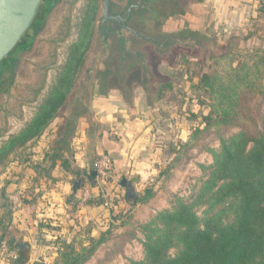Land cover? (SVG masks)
Listing matches in <instances>:
<instances>
[{"label":"crops","instance_id":"0c3cea01","mask_svg":"<svg viewBox=\"0 0 264 264\" xmlns=\"http://www.w3.org/2000/svg\"><path fill=\"white\" fill-rule=\"evenodd\" d=\"M193 7L195 20H183L185 29L230 45L233 52L237 42L249 50L264 39V6L256 0H198ZM193 106L199 111L196 119L175 112L169 121L154 116L146 98L139 95L127 101L115 94H98L92 100L91 119L82 117L75 123L73 134L63 142L64 150L55 149L56 139L64 134L61 130L45 132L29 148L31 152H24V159L12 153L0 166V242H17L19 252L21 244L27 246L19 261L5 264H56L62 261V251L80 254L110 223L115 225L112 236L83 264L143 260L142 225L169 209L173 196L187 192L191 183H200L201 166L214 163L211 150H217L219 139L211 135L214 127L205 129L202 119L209 108L200 111ZM189 142L184 156L182 146ZM103 154L113 158V169L105 180L97 177L95 185L83 179V186L91 187V197L82 206L83 187L75 190L74 185L83 175L90 176L95 160ZM169 162L174 167L164 178L160 172ZM123 177L133 181L137 197L147 185L155 195L147 203L133 205L128 215L120 214L126 217L113 219L116 202L120 208L129 207L127 189L121 185ZM17 192L21 202L13 208L15 202L10 197ZM44 220L48 223L43 226ZM122 220L128 223L122 224Z\"/></svg>","mask_w":264,"mask_h":264},{"label":"trees","instance_id":"16d2710c","mask_svg":"<svg viewBox=\"0 0 264 264\" xmlns=\"http://www.w3.org/2000/svg\"><path fill=\"white\" fill-rule=\"evenodd\" d=\"M93 18L94 13L87 20L82 38L71 49L68 63L50 97L31 122L0 148V166L16 149L41 138L51 122L59 116L89 48ZM261 50H264V46L253 53L260 55ZM259 57L250 64L241 60L238 69L233 70L236 72L233 78L227 76L218 82V78L209 71L200 79L201 88L211 102L207 103L202 97H193L191 102L200 111L209 108L207 115L202 114L205 129L232 124L240 127V131L227 140L222 139L219 151L211 150L214 163L209 166V174L202 180L191 201L175 196L169 209L159 211L142 225L145 231V257L132 264H264V132L260 129L253 107L255 96L264 91L260 89L264 81V54ZM205 89L209 91L205 92ZM191 115V118L198 117L197 113ZM64 126L66 129H61L64 134L56 139L55 149L58 150L65 149L63 144L66 142H63L75 129L71 122ZM189 144L182 146V152ZM173 165L170 163L162 169L160 175L168 178ZM143 191L133 204L126 197L127 209L120 208L116 202L112 218L126 217L120 214L128 215L133 205L147 203L155 195L150 185ZM201 205L206 206L202 215L198 212ZM115 209L120 213H115ZM226 213L232 215L228 221L223 218ZM121 222L128 223L125 220ZM47 223L48 220L42 221L43 226ZM114 227L110 223L78 255L62 251V261L56 264H83L103 241L112 236ZM12 246L18 248V243L12 241ZM20 253L24 254L23 251Z\"/></svg>","mask_w":264,"mask_h":264},{"label":"rangeland","instance_id":"374dc122","mask_svg":"<svg viewBox=\"0 0 264 264\" xmlns=\"http://www.w3.org/2000/svg\"><path fill=\"white\" fill-rule=\"evenodd\" d=\"M97 9V0L61 1L60 5L51 16L45 32L38 39L34 52L24 57L20 70L11 77L8 84L0 90V148L12 136L19 134L31 122L41 106L50 97L51 93L58 85L63 70L68 63L71 49L82 38L84 27L92 13H94L93 20L95 22ZM191 10L194 12L195 7H191ZM175 17H177V15H175ZM94 22L90 45L86 51L80 72L76 77L70 95L61 107L59 116L51 122L46 130L48 133H51V131L57 133L65 127L64 125L68 123L69 120H72L70 117L72 108L71 98L75 96L77 80L84 70L85 59L91 49ZM241 45L244 46L241 42L233 44V46L236 47L235 51L233 52L232 49L222 58H214L209 54L201 56L199 51L191 52L188 49L175 48L169 60H155L156 72L161 80L154 83L150 93L137 75L130 76L129 87L131 89L129 93L126 94L121 90L117 82H112L110 79H104V81L102 78H99L94 86L91 100L98 94H115L116 96L124 97L127 101H130L131 97L139 95L142 98H146L150 106V111L158 118L163 117L165 120L170 121L172 114L175 112H178L181 116L191 118L192 113L199 112L194 109V102H191L194 94L204 96L201 99H206L207 103L211 102V98L204 93L203 88H201L202 83L200 79L204 77L205 74L209 71L213 72L218 78V82L220 78H226L227 76L233 78L236 75V72L233 70L238 69L239 62H242L241 60H245L243 62L250 64L257 58V60H259V56H263L264 54V50L259 52L260 55L253 53L261 48V46H264V39L257 42L256 45H252V48L249 49L250 51L247 48H241ZM226 48L227 46L224 44L218 54L225 53L227 50ZM103 85L105 87H103ZM167 85L171 86L168 87ZM260 89H264V81L261 83ZM253 107L258 115L257 119L260 129L264 132V91H260L255 96ZM193 109L195 111H193ZM80 118L82 117L79 116L77 119L79 120ZM73 122L75 126L77 121L73 120ZM213 127L215 131H213L211 135L219 139V147L217 150L212 149L214 151L220 150L222 139L227 140L240 131V127L232 124H220ZM35 142L37 141H32L31 145H27L24 148L16 149L13 152L14 157L20 156L24 159V152H31L29 148H32ZM51 144H53V141ZM187 149L188 148L185 147L183 150L184 156L187 153ZM169 150L172 152L173 148L170 147ZM6 160L8 161L9 158ZM6 160L5 163L7 162ZM201 169L205 175L202 174L200 183L197 185L191 183L189 187H186L187 192L184 191L182 195L177 194L175 196L182 197L185 201H191L194 198L202 184V180L205 179L204 176L206 177L210 172L209 167L201 166ZM194 178H197L196 175ZM175 196H173L172 200H175ZM205 207V205L198 207L200 215H202V211ZM223 218L225 221H228L232 218V215L226 213ZM142 231L145 240V231L143 227ZM172 252L175 251L172 250Z\"/></svg>","mask_w":264,"mask_h":264},{"label":"water","instance_id":"95a60500","mask_svg":"<svg viewBox=\"0 0 264 264\" xmlns=\"http://www.w3.org/2000/svg\"><path fill=\"white\" fill-rule=\"evenodd\" d=\"M62 0H0V83L9 82L21 68L24 57L34 52L38 39L45 32L51 16ZM93 42L85 59L84 70L77 80L75 96L71 98L72 120L78 117L91 119L92 94L99 78L117 82L123 92L129 93L130 76L137 75L148 92L160 81L155 60H169L175 48L199 51L201 56L222 58L232 48L216 39L202 36L196 30H161L171 23L173 14L184 19L195 18L185 5L192 0H97ZM42 12V14H41ZM104 80V81H105ZM88 178L96 184L97 171L89 177L83 175L75 190ZM121 185L127 189V200L135 203L136 187L131 179L123 177ZM27 246L23 243L19 249Z\"/></svg>","mask_w":264,"mask_h":264},{"label":"built area","instance_id":"2783aa9c","mask_svg":"<svg viewBox=\"0 0 264 264\" xmlns=\"http://www.w3.org/2000/svg\"><path fill=\"white\" fill-rule=\"evenodd\" d=\"M260 5L264 6V0H256ZM114 166L113 158L109 154H103L98 157L94 162V170L97 171V177H102L104 180L110 171H112ZM79 204L84 206L87 204L89 198L91 197V187L89 184L83 186ZM10 199L13 200L14 206L21 202L20 193H16L11 196ZM21 255L17 248L13 247L10 242L6 239L0 242V264H5L6 262L15 263L19 261Z\"/></svg>","mask_w":264,"mask_h":264},{"label":"flooded vegetation","instance_id":"af4514ba","mask_svg":"<svg viewBox=\"0 0 264 264\" xmlns=\"http://www.w3.org/2000/svg\"><path fill=\"white\" fill-rule=\"evenodd\" d=\"M195 1H198V0H192V1H188L187 4L185 5L186 7V10L189 11V13L192 15V10H191V7L193 6V4L195 3ZM190 8V9H189ZM175 15H177V17H175ZM185 20L180 14H173L172 17H171V23L169 24H164L161 26V30H174V29H177V30H181L182 29V26L180 25L182 23V21ZM189 21V20H188ZM186 25V24H185ZM184 25V28L187 29V27ZM184 29L185 31H189V30H186ZM8 82L7 81H3L0 83V90L5 86L7 85Z\"/></svg>","mask_w":264,"mask_h":264}]
</instances>
